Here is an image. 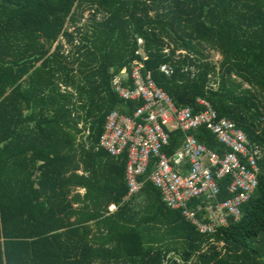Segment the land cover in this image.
I'll list each match as a JSON object with an SVG mask.
<instances>
[{
	"label": "trees",
	"instance_id": "trees-1",
	"mask_svg": "<svg viewBox=\"0 0 264 264\" xmlns=\"http://www.w3.org/2000/svg\"><path fill=\"white\" fill-rule=\"evenodd\" d=\"M136 65L178 108L205 99L260 145L240 220L201 233L163 202L155 165L132 194L128 155L101 149L109 115L144 104L114 86L122 71L133 86ZM191 134L229 153L206 127ZM185 140L173 131L168 156ZM0 264H264V0H0Z\"/></svg>",
	"mask_w": 264,
	"mask_h": 264
},
{
	"label": "built area",
	"instance_id": "built-area-1",
	"mask_svg": "<svg viewBox=\"0 0 264 264\" xmlns=\"http://www.w3.org/2000/svg\"><path fill=\"white\" fill-rule=\"evenodd\" d=\"M141 54L139 49L138 55ZM143 69L142 65H136L128 77L133 86L123 84L128 76L126 71L122 79L114 82L122 99H143L144 104L133 116L119 110L109 115L101 149L115 158L128 155L127 180L132 194L141 192L140 177L155 165L151 182L160 190L163 202L173 210H180L201 233L215 234L228 227L232 218L240 220L244 205L256 193L262 148L252 144L234 121L220 117L205 99H199L206 107L200 113L190 107L178 108L151 72ZM160 69L167 76L172 74L167 65ZM202 127L210 130L229 153L221 157L191 134ZM176 129L186 134V140L169 157L165 149ZM226 180H231L227 188L230 197L223 200L221 183Z\"/></svg>",
	"mask_w": 264,
	"mask_h": 264
},
{
	"label": "crops",
	"instance_id": "crops-1",
	"mask_svg": "<svg viewBox=\"0 0 264 264\" xmlns=\"http://www.w3.org/2000/svg\"><path fill=\"white\" fill-rule=\"evenodd\" d=\"M221 61V60H220ZM220 61H215V62H220ZM123 72L124 71H122V73H121V75H118V76H116V78H115V80L117 79V78H121L122 79V77H123ZM215 88L217 87V86H214ZM86 132V131H85ZM89 135V132H86V135H85V139H80V141H84V142H87V139H86V136H88ZM87 145H88V143H87ZM104 151V150H103ZM80 175H82V171H79L78 172ZM86 191L84 190V189H79V190H76V191H74L72 194H71V198L73 199V197L76 195V194H78V193H80L79 195H81V199H83L82 197L84 196V193H85ZM79 206V203H78V199H77V201L75 200V202H74V207H78ZM117 210V206L116 205H114V204H112L111 206H110V211H112V212H114V211H116Z\"/></svg>",
	"mask_w": 264,
	"mask_h": 264
},
{
	"label": "rangeland",
	"instance_id": "rangeland-1",
	"mask_svg": "<svg viewBox=\"0 0 264 264\" xmlns=\"http://www.w3.org/2000/svg\"><path fill=\"white\" fill-rule=\"evenodd\" d=\"M91 18H92V12H91V13L86 12V14H85V18H84V20H83V23H86V21H87L88 19H91ZM139 44H141V45L143 46V41H142L141 39H139ZM67 50H69V47L67 48ZM68 53H69V51H68ZM212 59H213L214 61H220V60H221V56H220L219 54H215V55L212 56ZM221 247H222V246H221Z\"/></svg>",
	"mask_w": 264,
	"mask_h": 264
}]
</instances>
